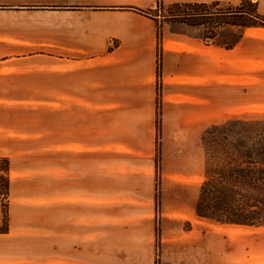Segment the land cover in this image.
Returning <instances> with one entry per match:
<instances>
[{
    "label": "crops",
    "instance_id": "1",
    "mask_svg": "<svg viewBox=\"0 0 264 264\" xmlns=\"http://www.w3.org/2000/svg\"><path fill=\"white\" fill-rule=\"evenodd\" d=\"M212 1L240 0H0V264H155L157 176L167 215L185 213V184L195 215L202 134L264 99L246 61L221 75L214 37L160 38L150 13ZM221 85L247 101L221 106Z\"/></svg>",
    "mask_w": 264,
    "mask_h": 264
},
{
    "label": "trees",
    "instance_id": "2",
    "mask_svg": "<svg viewBox=\"0 0 264 264\" xmlns=\"http://www.w3.org/2000/svg\"><path fill=\"white\" fill-rule=\"evenodd\" d=\"M161 4L157 2L156 7ZM167 8L170 17L201 26L206 38L230 27L233 41L224 42L227 48L245 30L264 29V15L251 0H240L237 4L173 3ZM201 140L204 172L198 186L195 215L223 225L264 228V113L229 116L207 128ZM0 192H7V181L0 185ZM3 226H6L5 211Z\"/></svg>",
    "mask_w": 264,
    "mask_h": 264
},
{
    "label": "rangeland",
    "instance_id": "3",
    "mask_svg": "<svg viewBox=\"0 0 264 264\" xmlns=\"http://www.w3.org/2000/svg\"><path fill=\"white\" fill-rule=\"evenodd\" d=\"M168 11L167 5L164 4L151 11V14L155 16L157 35L160 38L169 32H174L202 35L204 39H207L201 26L189 25L181 22L179 18H172ZM208 11H213V9ZM232 32L230 27H224L219 29L213 38L221 47V75L235 73L237 66L240 65L237 61H246L245 64L242 62V66L251 68L252 75L257 80L252 85L251 98L253 100L264 99V29H249L246 31V36L239 40L231 51L227 52L224 42L233 41ZM245 96L238 87L221 85V106L231 102L233 98L243 102L245 97L247 101V93ZM188 152L190 155L194 153L192 150ZM159 158L158 155L157 164H159ZM0 165L4 168L5 160L0 161ZM5 181H7L6 176L0 173V185L3 186ZM163 189L164 184L161 185L160 178L157 176L154 205L155 238L153 240L155 264H249L250 262L257 263L262 259L264 228L223 225L198 218L190 208L194 191L189 184L176 188L185 213L178 217L174 214L167 215L165 211L171 208L172 198L171 193L163 194ZM6 193L1 194L0 192L3 214L7 211ZM3 229L5 226L2 224L0 230ZM247 256H252V258L248 259Z\"/></svg>",
    "mask_w": 264,
    "mask_h": 264
}]
</instances>
